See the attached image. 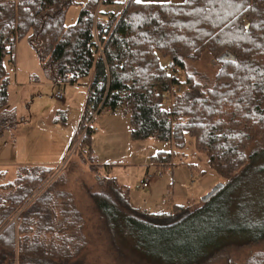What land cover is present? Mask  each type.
<instances>
[{
    "label": "trees",
    "instance_id": "1",
    "mask_svg": "<svg viewBox=\"0 0 264 264\" xmlns=\"http://www.w3.org/2000/svg\"><path fill=\"white\" fill-rule=\"evenodd\" d=\"M75 2L0 0V138L14 124L6 108L4 61L14 62L15 33L16 40L27 39L51 83L88 77L86 107L102 104L110 113L127 115L135 140L153 138L183 152L191 139L195 152L225 178L222 189H229L257 157L256 148L264 146V0H86L79 2L75 23L66 26V12ZM103 4L120 10L101 12ZM98 44L103 57L94 61ZM204 52L220 64L209 86L188 71V63ZM227 52L230 60L220 59ZM161 58L167 59L164 65ZM169 93L171 109L164 106ZM84 129L82 120L75 140ZM81 136L80 147L86 148L81 157L91 159L90 131ZM170 158V152L159 151L152 160L167 166ZM91 169L97 188L87 191L111 236L118 219L133 233L172 235L193 215L177 204L161 213L135 207L128 189L99 175L98 165ZM53 172L45 165L20 166L11 182L0 184V264H89L82 214L72 195L59 188L64 175L49 183ZM257 242H264V231L237 245ZM175 252L158 262L207 264L222 251L196 258ZM220 264L236 263L221 259ZM243 264H264V249Z\"/></svg>",
    "mask_w": 264,
    "mask_h": 264
},
{
    "label": "rangeland",
    "instance_id": "2",
    "mask_svg": "<svg viewBox=\"0 0 264 264\" xmlns=\"http://www.w3.org/2000/svg\"><path fill=\"white\" fill-rule=\"evenodd\" d=\"M76 2L66 12V26L77 19L81 6L80 1ZM109 10L119 11L120 6L103 4L100 8L101 12ZM160 61L164 65L167 59ZM10 64L15 65V72H8ZM4 65L8 72L6 108L13 112L14 124L0 138V184L11 182L20 166L52 167L49 183L64 175L59 188L72 195L82 214L87 240L85 260L89 264H160L158 261L163 263L165 255L177 254L175 251L183 258H196L216 249L222 252L207 264H220L221 259L243 264L253 252L264 249V242L237 245L264 231V146L256 148L257 157L229 189H222L204 202L202 198L225 178L207 165L203 154L195 152L191 139L187 138L183 152L153 138L135 140L130 135L127 115L101 112L93 123L98 131L90 132L91 159H83L75 134L83 120L89 78L63 84L64 97L56 99L59 87L47 79L26 38L15 43L14 63L6 58ZM219 69L220 64L207 52L188 63L193 79L205 86L210 85ZM173 102L170 96L164 106L171 109ZM80 136L81 133L77 138ZM159 151L171 153L169 165L153 162L152 157ZM91 165L99 166V175L114 177L128 189L135 207L161 213L177 204L189 208L193 215L181 231L172 235L133 233L123 219H118L111 236L87 191L97 188V173ZM147 174L157 176L142 187Z\"/></svg>",
    "mask_w": 264,
    "mask_h": 264
},
{
    "label": "built area",
    "instance_id": "3",
    "mask_svg": "<svg viewBox=\"0 0 264 264\" xmlns=\"http://www.w3.org/2000/svg\"><path fill=\"white\" fill-rule=\"evenodd\" d=\"M78 1H80V0H78ZM10 41L13 42L14 44L16 43L17 40H16V34L15 33L12 34ZM91 56L93 57L94 61L98 57H103L102 48L100 47L99 44L97 45V48L92 51ZM11 63H14V62H11ZM15 70H16L15 65L10 64V66L8 67V72H15ZM54 85H57L59 87L58 90L56 91V93L54 94V97L58 100H62L64 97V92L61 88L63 84H54ZM170 96H171V94L169 93L167 99H169ZM110 111L111 110L108 106H103L102 104H100L97 108H95L93 105H89V106L85 107L84 113H83V120L85 121V129L83 131L82 136L84 135V133L89 132V131L90 132H97L98 128L96 126H93L95 118L101 112L106 113V112H110ZM79 141H80V139H78V142H77L78 146L76 145V147L80 146ZM85 149L86 148L82 149L80 147V153L84 152ZM156 176L157 175L147 174L145 177V180L142 183V187H146L148 185V180L153 178V177H156Z\"/></svg>",
    "mask_w": 264,
    "mask_h": 264
},
{
    "label": "water",
    "instance_id": "4",
    "mask_svg": "<svg viewBox=\"0 0 264 264\" xmlns=\"http://www.w3.org/2000/svg\"><path fill=\"white\" fill-rule=\"evenodd\" d=\"M231 55L227 52L221 56L222 60H230ZM233 59V58H232ZM224 186V183L216 184L203 198L204 202L208 201L211 197L215 196Z\"/></svg>",
    "mask_w": 264,
    "mask_h": 264
},
{
    "label": "crops",
    "instance_id": "5",
    "mask_svg": "<svg viewBox=\"0 0 264 264\" xmlns=\"http://www.w3.org/2000/svg\"><path fill=\"white\" fill-rule=\"evenodd\" d=\"M167 0H165V2H166ZM80 2H81V0H80ZM141 2H145V1H141ZM168 2V1H167ZM158 3H164V2H158Z\"/></svg>",
    "mask_w": 264,
    "mask_h": 264
},
{
    "label": "snow or ice",
    "instance_id": "6",
    "mask_svg": "<svg viewBox=\"0 0 264 264\" xmlns=\"http://www.w3.org/2000/svg\"><path fill=\"white\" fill-rule=\"evenodd\" d=\"M135 2H136V3H140V2H141V0H135Z\"/></svg>",
    "mask_w": 264,
    "mask_h": 264
}]
</instances>
